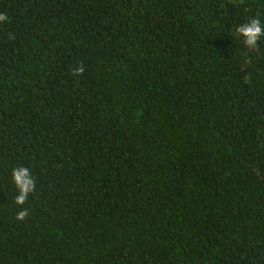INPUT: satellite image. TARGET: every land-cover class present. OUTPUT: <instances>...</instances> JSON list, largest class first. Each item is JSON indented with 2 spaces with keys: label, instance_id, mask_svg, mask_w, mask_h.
I'll use <instances>...</instances> for the list:
<instances>
[{
  "label": "trees",
  "instance_id": "obj_1",
  "mask_svg": "<svg viewBox=\"0 0 264 264\" xmlns=\"http://www.w3.org/2000/svg\"><path fill=\"white\" fill-rule=\"evenodd\" d=\"M0 13V264H264V0Z\"/></svg>",
  "mask_w": 264,
  "mask_h": 264
},
{
  "label": "clouds",
  "instance_id": "obj_2",
  "mask_svg": "<svg viewBox=\"0 0 264 264\" xmlns=\"http://www.w3.org/2000/svg\"><path fill=\"white\" fill-rule=\"evenodd\" d=\"M9 22V17L5 13H0V25H6ZM236 37L242 40L246 49L254 50L258 42L264 38V22L256 16L248 20L246 23L240 24L235 30ZM9 39H14L13 36H9ZM85 72V67L81 63L74 67L72 75L79 77ZM11 180L17 189V195L15 196L14 203L17 206H23L30 194L36 190V182L33 178L28 167L18 166L14 167L11 171ZM28 210L21 208L15 218L19 221H23L28 216Z\"/></svg>",
  "mask_w": 264,
  "mask_h": 264
}]
</instances>
